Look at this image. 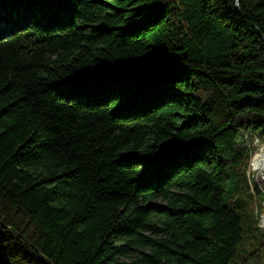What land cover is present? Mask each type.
<instances>
[{
    "label": "trees",
    "instance_id": "obj_1",
    "mask_svg": "<svg viewBox=\"0 0 264 264\" xmlns=\"http://www.w3.org/2000/svg\"><path fill=\"white\" fill-rule=\"evenodd\" d=\"M254 140L264 0H0V264H264Z\"/></svg>",
    "mask_w": 264,
    "mask_h": 264
},
{
    "label": "rangeland",
    "instance_id": "obj_2",
    "mask_svg": "<svg viewBox=\"0 0 264 264\" xmlns=\"http://www.w3.org/2000/svg\"><path fill=\"white\" fill-rule=\"evenodd\" d=\"M250 146L255 147L257 149L252 153V156H251L252 158L250 160V167L245 175H246V178L247 176L250 177V180L248 181V186L250 189V194L253 195L254 200L252 203L248 205L246 209L249 214H253L254 217H256L257 227L264 233V227H261L259 225L260 216H262L264 213V171H260V170L256 171V170H253L252 168L254 157L262 148H264V146L259 147L258 141L256 142L255 140L252 142ZM254 176H255V179L253 178ZM254 189L260 190L263 194L259 193L257 195L256 192H254L255 191ZM261 195H262V198H261Z\"/></svg>",
    "mask_w": 264,
    "mask_h": 264
},
{
    "label": "bare ground",
    "instance_id": "obj_3",
    "mask_svg": "<svg viewBox=\"0 0 264 264\" xmlns=\"http://www.w3.org/2000/svg\"><path fill=\"white\" fill-rule=\"evenodd\" d=\"M253 170L264 171V148H262L253 159Z\"/></svg>",
    "mask_w": 264,
    "mask_h": 264
},
{
    "label": "built area",
    "instance_id": "obj_4",
    "mask_svg": "<svg viewBox=\"0 0 264 264\" xmlns=\"http://www.w3.org/2000/svg\"><path fill=\"white\" fill-rule=\"evenodd\" d=\"M255 141L257 142V140H255ZM259 225H260L261 227H264V213H263L262 216H260Z\"/></svg>",
    "mask_w": 264,
    "mask_h": 264
},
{
    "label": "clouds",
    "instance_id": "obj_5",
    "mask_svg": "<svg viewBox=\"0 0 264 264\" xmlns=\"http://www.w3.org/2000/svg\"><path fill=\"white\" fill-rule=\"evenodd\" d=\"M253 178L255 179V176Z\"/></svg>",
    "mask_w": 264,
    "mask_h": 264
}]
</instances>
